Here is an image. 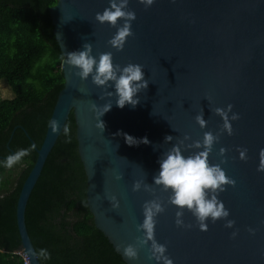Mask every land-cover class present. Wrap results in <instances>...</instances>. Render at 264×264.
Segmentation results:
<instances>
[{
	"label": "water",
	"instance_id": "water-1",
	"mask_svg": "<svg viewBox=\"0 0 264 264\" xmlns=\"http://www.w3.org/2000/svg\"><path fill=\"white\" fill-rule=\"evenodd\" d=\"M109 6V0H57L51 9L64 57V88L51 118L59 121L60 128L53 133L48 124L40 147L32 140L37 158L17 202L19 251L31 264H42L33 254L37 251L27 229L26 210L45 162L73 114L95 226L126 264H163L152 258L151 241L138 246L136 259L124 255L125 247L144 236L137 229L144 220L143 205L156 197L163 201L165 211L156 218L154 238L166 245L165 255L173 264H264V172L258 171L264 149V0H155L147 9L139 0H129V9L136 13L134 35L122 51L108 44L117 29L95 19L96 13ZM85 43L92 44L97 58L111 52L121 67L129 63L144 66L150 83L138 93V105L120 108L117 98L106 94L114 92V87H97L91 76L85 81L76 75L78 69L66 63V54L83 50ZM107 103L112 108L101 117L105 123L102 133L98 115ZM228 105H233L240 119L230 121L234 134L225 131L220 135L209 161L219 164L236 182L219 194L230 215L215 223L209 218L207 230H201L185 209L184 225L192 227H178L179 209L168 203L171 193L154 183L159 160L185 136L190 137L182 146L185 156L203 151L195 149L194 142H202L205 132L220 134L223 119L212 109H227ZM202 110L205 128L196 121ZM128 135L138 143L129 145ZM169 135L174 139L165 142ZM145 138L148 143L143 142ZM221 148L226 150L223 155ZM241 149H247L244 158ZM118 175L123 179L118 180ZM138 180L151 184L154 191H133ZM113 196L117 208L110 203ZM227 220H234V227H226ZM233 232H238L234 238Z\"/></svg>",
	"mask_w": 264,
	"mask_h": 264
},
{
	"label": "trees",
	"instance_id": "trees-1",
	"mask_svg": "<svg viewBox=\"0 0 264 264\" xmlns=\"http://www.w3.org/2000/svg\"><path fill=\"white\" fill-rule=\"evenodd\" d=\"M56 5L57 0H0V83L13 94L12 99H0V264H23L17 254L21 248L17 202L37 158L35 145L41 146L64 88V57L51 16ZM65 125L70 136L62 131L26 210L37 253L47 249L51 254L50 259L39 260L42 264H126L95 226L73 114ZM21 149L29 154L5 167L6 157Z\"/></svg>",
	"mask_w": 264,
	"mask_h": 264
},
{
	"label": "clouds",
	"instance_id": "clouds-1",
	"mask_svg": "<svg viewBox=\"0 0 264 264\" xmlns=\"http://www.w3.org/2000/svg\"><path fill=\"white\" fill-rule=\"evenodd\" d=\"M145 5V8L151 7L155 0H139ZM109 7H106L102 13H96L95 19L101 23H108L117 31L108 41V44L118 51H122L129 37L133 36L132 21L136 20V13L129 9V0H109ZM123 20L121 25L119 22ZM66 63L76 69V75L83 80H88L91 76L92 82L97 87L105 89L114 87L115 91H106L108 96H115L116 104L123 108L126 105L135 107L140 103L138 93L148 89L150 81L145 78L144 66L136 63H129L121 67L114 63L113 54L111 52L101 53L99 57L93 55V47L91 43H85L83 50L73 51L66 54ZM103 99V97H101ZM92 107L97 110L98 105L93 102ZM103 111L99 112L97 127L102 133L105 130V123L101 117L111 110L112 103L102 106ZM214 113L223 119L220 134L205 132L203 141H195V149L203 148V151L194 152L191 155L183 154V144L185 140H189V136L174 145L167 152L163 153L159 160L160 170L154 177L156 186H162V190L170 192L168 203L177 206L176 224L178 227H192L184 225L182 217L184 210L190 211L196 218L201 230H207V221L209 218L213 223L220 219H227L230 215L225 204L219 199V194L226 191V186H235V180L226 175L225 170L219 165H213L209 161V154L213 151L214 145L220 140V135L225 131L228 135L234 134V129L230 121L239 120L238 113H233V105H228L227 109L216 107ZM229 113H232L230 116ZM197 123L201 128L207 127V120L204 118L203 110L196 116ZM49 125L56 133L60 128V123L56 119L49 121ZM175 130V129H174ZM65 136H70V128L67 125L63 127ZM173 136H166L165 142H171ZM129 145L137 144L138 141L132 136H126ZM144 143L149 141L145 138ZM226 150L220 149L223 155ZM241 158H244L247 149H241ZM28 150L21 149L14 154H10L3 162L5 167L11 168L19 162ZM260 165L258 171L264 172V149L260 150ZM118 180L123 179L122 175L116 177ZM154 191L151 184L143 180H138L133 185V191ZM113 208L119 206L116 197L110 200ZM165 211L164 203L159 197L148 200L143 205L144 220L142 224L137 225L138 231H142L144 236L137 238V244H130L124 248V255L129 259L138 257V246H144L151 241V256L157 262L163 264H173V261L165 255L167 251L166 245L158 243L154 238L157 217ZM235 225L234 220H227L226 227L232 228ZM254 234V229H249ZM238 232H233V238ZM39 259L47 260L51 258V254L47 249H40L38 253L34 252Z\"/></svg>",
	"mask_w": 264,
	"mask_h": 264
},
{
	"label": "rangeland",
	"instance_id": "rangeland-1",
	"mask_svg": "<svg viewBox=\"0 0 264 264\" xmlns=\"http://www.w3.org/2000/svg\"><path fill=\"white\" fill-rule=\"evenodd\" d=\"M13 94L12 91L9 90L8 86L1 82L0 83V99H12Z\"/></svg>",
	"mask_w": 264,
	"mask_h": 264
},
{
	"label": "built area",
	"instance_id": "built-area-1",
	"mask_svg": "<svg viewBox=\"0 0 264 264\" xmlns=\"http://www.w3.org/2000/svg\"><path fill=\"white\" fill-rule=\"evenodd\" d=\"M17 254L22 257L23 264H31L30 260L28 259L26 254H24V253H22L20 251H18Z\"/></svg>",
	"mask_w": 264,
	"mask_h": 264
}]
</instances>
